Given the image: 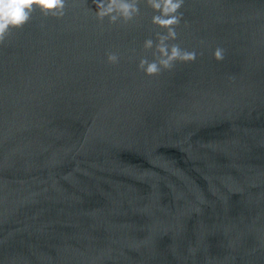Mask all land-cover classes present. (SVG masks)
Segmentation results:
<instances>
[{
  "label": "water",
  "instance_id": "water-1",
  "mask_svg": "<svg viewBox=\"0 0 264 264\" xmlns=\"http://www.w3.org/2000/svg\"><path fill=\"white\" fill-rule=\"evenodd\" d=\"M139 8L67 0L0 44V264H264V0H185L197 59L151 77Z\"/></svg>",
  "mask_w": 264,
  "mask_h": 264
},
{
  "label": "clouds",
  "instance_id": "clouds-1",
  "mask_svg": "<svg viewBox=\"0 0 264 264\" xmlns=\"http://www.w3.org/2000/svg\"><path fill=\"white\" fill-rule=\"evenodd\" d=\"M148 7L155 13L151 23L164 32L157 34L154 45L153 39L144 42L145 49H153L154 59L149 61L142 58L138 68L145 75L157 76L162 71H171L179 63L195 62L197 53L182 48L178 43H169L177 39L176 28L183 19L180 11L185 0H145ZM96 11L95 17L103 22L105 18L110 24L127 22L140 14V0H93ZM67 0H0V44L14 31L28 24L33 13L39 11L44 17L63 18ZM217 62L225 59V49L217 46L213 52ZM120 57L114 52L107 53L109 64H118Z\"/></svg>",
  "mask_w": 264,
  "mask_h": 264
}]
</instances>
